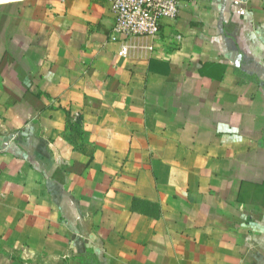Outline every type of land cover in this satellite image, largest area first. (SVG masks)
I'll list each match as a JSON object with an SVG mask.
<instances>
[{
	"label": "crops",
	"instance_id": "0c3cea01",
	"mask_svg": "<svg viewBox=\"0 0 264 264\" xmlns=\"http://www.w3.org/2000/svg\"><path fill=\"white\" fill-rule=\"evenodd\" d=\"M114 23L0 0V264H264V0Z\"/></svg>",
	"mask_w": 264,
	"mask_h": 264
},
{
	"label": "built area",
	"instance_id": "2783aa9c",
	"mask_svg": "<svg viewBox=\"0 0 264 264\" xmlns=\"http://www.w3.org/2000/svg\"><path fill=\"white\" fill-rule=\"evenodd\" d=\"M115 15L111 39L119 44L120 56L129 53L131 37H154L164 19L175 18L184 0H109ZM195 1V0H190ZM2 170L0 167V177Z\"/></svg>",
	"mask_w": 264,
	"mask_h": 264
}]
</instances>
